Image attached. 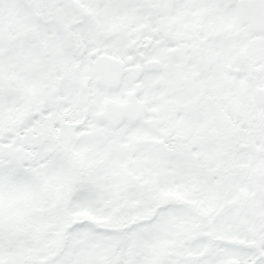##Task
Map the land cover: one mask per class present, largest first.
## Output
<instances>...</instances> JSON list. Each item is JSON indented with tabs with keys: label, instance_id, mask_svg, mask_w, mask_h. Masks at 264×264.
<instances>
[{
	"label": "snow or ice",
	"instance_id": "obj_1",
	"mask_svg": "<svg viewBox=\"0 0 264 264\" xmlns=\"http://www.w3.org/2000/svg\"><path fill=\"white\" fill-rule=\"evenodd\" d=\"M0 264H264V0H0Z\"/></svg>",
	"mask_w": 264,
	"mask_h": 264
}]
</instances>
